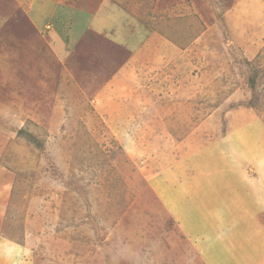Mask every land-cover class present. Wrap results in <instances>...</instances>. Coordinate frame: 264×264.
<instances>
[{
    "label": "rangeland",
    "instance_id": "374dc122",
    "mask_svg": "<svg viewBox=\"0 0 264 264\" xmlns=\"http://www.w3.org/2000/svg\"><path fill=\"white\" fill-rule=\"evenodd\" d=\"M103 1L55 8L66 27L51 35L66 45L35 62L0 39V56L17 58L0 69V252L33 264H208L179 250L190 245L180 226L219 164L234 174L223 158H237L264 204V0ZM81 4L108 13L96 23L113 54L69 43Z\"/></svg>",
    "mask_w": 264,
    "mask_h": 264
},
{
    "label": "crops",
    "instance_id": "0c3cea01",
    "mask_svg": "<svg viewBox=\"0 0 264 264\" xmlns=\"http://www.w3.org/2000/svg\"><path fill=\"white\" fill-rule=\"evenodd\" d=\"M34 1L37 5L36 3L34 5L30 4V6H27L30 9L23 10L22 0H0V17L4 15V12L11 16L7 21L10 28L1 27L2 20H0V39L6 36L5 43L8 44L9 42L15 50L19 49L17 43L22 42L23 46L19 50L22 51L23 55L25 54L27 63L35 62L34 58L36 56L40 57L48 49L62 46L64 42L62 43V40L59 41L58 35L53 37L51 34L53 31L56 33L60 32L65 25L63 23L60 25L55 21L52 22V17L53 13H55L54 15L58 13L55 8L66 10L68 8V0H62L61 5L55 2L57 0ZM126 1L104 0L102 3L104 6L106 5V8L109 7L107 11H111L122 7L120 4H124ZM162 1L163 4L166 3L168 6L170 3L179 0ZM110 4L113 5L111 6ZM52 5L54 8L50 12H45L47 10L46 7ZM81 5H83L82 8L84 10L76 12V18H79V20L75 21L77 26H79V30L77 33L74 30H69L72 28H68L69 33H71L69 43L72 44L75 50L81 46L82 50L83 48H90L93 51V48L101 46L103 42H105L108 50L113 48L114 46H108V44L112 45L111 40L103 38L104 34L99 29L100 23H96V21L104 23L105 15L108 18V13L106 12L102 17L96 16L94 8H91L92 6ZM71 9L74 8L71 7ZM70 10L66 14L69 18L73 16ZM25 11L29 12V14ZM16 17L20 18V21H16ZM88 20H91V22L89 21L86 24ZM49 35H51V39L47 38ZM65 45L64 43V47ZM4 47L6 46L4 45ZM4 47L1 46V49ZM118 49L119 47L116 45L113 50ZM7 51L9 50L7 49ZM12 52L14 55L13 59L12 55L9 56L10 58H6L5 53L0 56L2 57L0 58V69L4 71L3 73H10V68L15 66L14 63L17 61L16 51L12 48ZM108 52V54L106 53L103 56L113 54L111 50ZM53 55L54 57L56 56L55 53ZM111 61L112 59L106 63ZM212 149L214 148L210 146L208 151ZM249 150L248 146L247 152ZM240 152L244 153L242 149ZM242 157L244 159L249 158L250 154L242 155ZM235 158L231 161L229 157L223 158V165L226 161L228 163L226 165L234 167L235 172L232 177L229 176L231 172L227 173L225 170H220L219 164V171L215 172L214 177H211V183L213 184L208 183L209 180H206L204 195L199 197L196 204L190 205L189 218H184L180 226L183 237L187 236L190 242V249L189 247L186 248L182 241V247L180 248L179 245V250L182 252H199L205 257L208 264H264V204L263 207L257 204L256 201L259 199V194L256 196L250 190V183L244 178L246 172H239L238 160L237 158L235 160ZM205 163L213 166L212 163H215V161L207 159ZM262 201L264 202V200ZM192 242L194 246L191 245ZM17 253L19 252H0V264H15L14 262H18L17 264H33L32 262L30 263V260H32L31 256L24 257L23 254L22 256H17Z\"/></svg>",
    "mask_w": 264,
    "mask_h": 264
}]
</instances>
